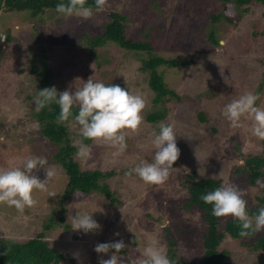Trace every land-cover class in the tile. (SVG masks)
<instances>
[{
    "label": "rangeland",
    "instance_id": "obj_1",
    "mask_svg": "<svg viewBox=\"0 0 264 264\" xmlns=\"http://www.w3.org/2000/svg\"><path fill=\"white\" fill-rule=\"evenodd\" d=\"M247 7L249 12L237 14L233 22L223 19L213 26L218 46L210 42L208 26L210 15L221 10L216 0H107L102 9L92 11L87 18L48 11L41 20H34L27 13L1 12L0 38L12 35L13 39L0 55V168L22 167L29 156H45L48 164L44 169L34 170L35 174L44 179L45 170L51 168L55 177L49 181L47 191L34 190L38 203L23 212L0 203V246L4 240L25 241L45 233L50 244L65 256L61 264H99L101 257L110 258L114 250L97 253L94 249L98 243L123 240L126 245L123 249L134 246L141 252V258L144 248L157 239L169 257L174 250L180 261L201 262L205 257L207 225L201 209L186 207L189 193L182 186L186 173L197 170L199 177L238 185L245 191L248 207L256 204V197L264 190V177L252 186L235 173L239 166H245L246 155L263 154L264 139L252 133L250 117H242L241 126L233 128L223 115L224 106L247 91L259 93L256 103L264 108V6L254 3ZM112 12L128 16V33L143 42L151 41L159 55L196 60L195 64L166 69L169 87L182 100L169 104L167 119L161 122L174 126L180 155L162 184L145 183L135 173L125 175L141 158L153 159L152 139L161 122L152 124L146 119L152 112L149 110L155 94L141 73L139 57L130 53L123 58L118 46L109 43L100 49V61L108 59L110 63L96 69L94 81L120 84L132 94L141 93L146 101L143 122L135 131L124 130L127 148L113 159L112 148L84 139L78 124L70 121L72 144L78 149L83 140L92 148L90 159L76 156L77 161L83 170L112 173L101 184L109 185L115 201L96 192L83 199L70 198L62 204L68 178L55 162V148L43 139L39 122L32 116L40 112L35 110L34 97L43 84L41 77L32 72L36 66L42 67L32 54L39 52L37 38L41 32L46 40L44 47L55 63L51 82L60 91L69 84L73 91L82 87L84 82L76 78L75 65L80 62L76 68L81 66L80 59L90 57L83 52L87 48L85 36L103 34ZM210 84L216 86L215 95L201 96V91L209 89ZM199 110L207 113L206 122L198 116ZM77 212L92 213L101 229L88 233L72 229L71 217ZM230 219V215L221 216L222 229ZM49 224L52 227L46 229ZM227 236L222 249L235 264H264V253L253 251L264 231L244 239ZM118 256L124 264H136L137 260L131 256L121 252Z\"/></svg>",
    "mask_w": 264,
    "mask_h": 264
},
{
    "label": "trees",
    "instance_id": "obj_2",
    "mask_svg": "<svg viewBox=\"0 0 264 264\" xmlns=\"http://www.w3.org/2000/svg\"><path fill=\"white\" fill-rule=\"evenodd\" d=\"M216 1L219 3L221 10L219 13L216 12L210 15L209 20L211 19V22L208 25L211 28L209 40L215 46L219 45V40L216 37V31L213 27L216 23H219L223 19L233 22L237 14L240 13L242 16L249 12L248 5L260 3L264 6V0ZM58 2L60 0H0V13H27L32 19L41 20L48 11H56V4ZM86 6H92V11L100 10L95 7V0H86ZM128 19V16L112 12L109 15V21L105 23L103 34L85 36L87 48H84L83 52L90 57L80 59L83 67L81 65L76 68V65L80 64V62H76L75 75L76 78L83 80L82 82L88 80L89 77L94 80L96 69L102 68L103 64L110 63L108 59L105 62L100 61V57L102 56L100 49L109 43H114L118 46L120 52L123 53V58H125V54L132 53L137 55L142 65L140 68L141 73L145 76L147 86L155 94L149 110V112L151 110L152 112H150L146 119L149 123L158 124L167 119L170 111L169 104L172 103L175 105L178 103V99L182 100L179 93L169 87L166 81V69H175L187 63L195 64L196 60L194 58L189 60L167 59L159 55L151 41L143 42L128 33ZM0 37H3L1 32ZM12 39V35H6L4 40L0 38V55L4 53V50ZM37 39V42L40 43L39 52L38 54H32V56L35 57L33 58L34 61L37 62L40 60L42 67L36 66L32 72L41 77L43 81L41 89L54 85L60 91L59 87L51 82L52 77L55 75V63H52V57L48 55L44 47L46 40L41 32H39ZM77 55L79 58H82L81 54ZM67 87L63 88V90L73 89L71 84ZM215 87L210 84L209 89L201 91V96L215 95ZM138 95H141V93ZM59 111V105L53 103L40 112L32 114V116L39 122L40 134L43 139L48 140L55 148V162L61 166L65 176L68 178V184L62 195L61 203H66L70 198L83 199L89 194L96 192L103 193L114 202V194L111 192L109 185L105 183L103 185L101 184L104 180L109 179L112 173L104 174L100 170L90 171L81 168L80 163L76 159L78 149L72 144L70 139L68 129L70 121L64 123L56 122ZM77 111L78 109H73L74 113ZM198 116L202 122H206L207 113L204 110H199ZM235 173L244 177L243 181L245 180L250 185L256 186L258 184L257 181H260L264 177V152L259 155H246L245 166H239L235 170ZM247 176L248 178L245 179ZM185 178L182 186L189 193L186 207L188 209L192 207L201 209L203 221L207 225V231L204 235L205 257L201 262L180 261L177 253L172 250V253L170 252V258L174 261V264H235L229 259V253L222 249L225 238L228 237L227 235L233 239H244L255 237L257 233H251L247 237H241L239 235V221L233 218L228 220L222 229L220 226L221 217L213 216L212 205L200 199L203 193L222 185V179L199 177L197 170L186 173ZM260 207H264V190L260 196L256 197V204L253 207L247 206L250 216L256 214ZM51 227L52 225L49 224L46 226V229H50ZM171 246L175 247V242H172ZM253 251H261V253H264V236H260L256 240L253 245ZM120 252L124 256H131L132 259L136 260L141 255V252H138L134 246L132 249H122ZM64 261L65 256L50 244L49 240L46 239L45 233H40L36 237L25 241L6 242L4 240L0 246V264H61Z\"/></svg>",
    "mask_w": 264,
    "mask_h": 264
},
{
    "label": "clouds",
    "instance_id": "obj_3",
    "mask_svg": "<svg viewBox=\"0 0 264 264\" xmlns=\"http://www.w3.org/2000/svg\"><path fill=\"white\" fill-rule=\"evenodd\" d=\"M106 2L107 0H95V7L102 9ZM56 11L69 16L75 13L87 18L92 15V6H86V0H60L56 4ZM223 43L224 41H221V44ZM258 99L259 93L247 91L227 103L223 115L233 128L241 126L242 117H250L253 122L252 133L264 139V108L256 103ZM34 103L36 111H41L53 103L59 105L60 111L56 122L74 121L78 124L80 135L84 139L102 142L112 148L113 159L126 150L124 130L135 131L139 128L143 122L142 111L146 106L143 96L132 94L120 84H105L91 78L74 91L71 88L59 91L54 85L37 89ZM74 108L78 109L76 113L73 112ZM176 138L174 126L161 122L159 131H154L152 139L153 159L148 161L141 158L134 168L125 172V175L135 173L148 184L164 183L180 155ZM76 155L81 159H90L91 145L82 140ZM47 164L45 156H29L25 158L22 167L0 168V203L14 206L20 212L26 207L35 206L38 201L34 198V190L47 191L49 181L55 177V172L51 168L45 170L44 179L35 174L34 170L44 169ZM257 182L260 183L259 180ZM200 199L212 205L213 216L230 215L238 220L241 237L264 231V207H260L256 214L250 216L245 191L238 185L222 184L203 193ZM71 221L72 229L82 230L84 233L94 232L102 227L90 212H77L71 217ZM125 247L123 240H116L98 243L94 250L104 254L114 250L111 251L110 258L101 257L99 264H124L118 253ZM136 264H174V261L162 250L159 241L153 239L144 248L143 256L137 259Z\"/></svg>",
    "mask_w": 264,
    "mask_h": 264
}]
</instances>
